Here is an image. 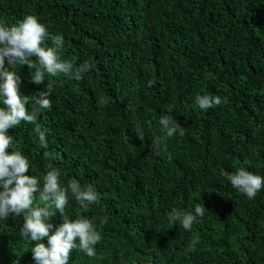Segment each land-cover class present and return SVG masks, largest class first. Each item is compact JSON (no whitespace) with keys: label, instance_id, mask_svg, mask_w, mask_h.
I'll return each instance as SVG.
<instances>
[{"label":"trees","instance_id":"16d2710c","mask_svg":"<svg viewBox=\"0 0 264 264\" xmlns=\"http://www.w3.org/2000/svg\"><path fill=\"white\" fill-rule=\"evenodd\" d=\"M29 14L63 35V59L91 65L80 81L46 74L35 84L34 69L5 60L29 110L51 86V110L38 116L48 148L32 124L8 132L28 174L42 187L53 163L62 186L75 178L98 193L82 213L102 237L96 257L76 248L68 264H264V187L249 200L227 178L241 167L264 177V0H0L5 25ZM197 94L227 103L201 110ZM166 114L182 135L166 137ZM196 204L205 214L190 231L170 223L174 208ZM52 211L55 228L63 218ZM79 212L69 194L65 215ZM22 223L0 219V264H36Z\"/></svg>","mask_w":264,"mask_h":264},{"label":"clouds","instance_id":"9594fccd","mask_svg":"<svg viewBox=\"0 0 264 264\" xmlns=\"http://www.w3.org/2000/svg\"><path fill=\"white\" fill-rule=\"evenodd\" d=\"M47 41L51 42V46H47ZM63 50V35L50 33L46 25L39 22L34 15L29 14L18 24L11 26L0 22V104L3 105L0 107V219L7 220L10 215L14 218L22 216L20 234L24 239L36 242L31 248L36 264H68L70 253L76 248L89 258H94L95 245L102 239L93 220L82 214L97 202L99 197L95 188L89 184H81L75 178L62 186L61 170L53 163L46 165L41 187L37 177L28 174L29 159L15 148L13 137L8 134L10 128L20 125L21 122L32 124L35 126L33 131L39 137L40 146L47 149L46 130H42L38 116L43 110H51L52 102L51 86L48 84L47 90L39 93L29 110V96L20 94L19 76L5 67V60L11 68L27 65L28 69H34V73L30 75L35 84L44 83L46 74L52 77L62 74L76 81L82 80V74L90 71L91 65L85 61L77 66L70 59H63ZM155 83V80L147 82L149 87ZM100 102L106 103L103 99ZM195 103L201 110H208L227 103V100H222L219 96L197 94ZM159 124L168 138L184 132L181 124L171 114L162 115ZM137 132H140L139 128ZM140 138L143 139V136ZM159 143L160 141H155L154 145ZM8 149H11L10 153ZM43 155L49 161L56 158L47 150ZM227 178L231 186L249 200L254 199L264 187V177L243 167L230 173ZM36 194L43 202L42 206L35 203ZM69 194L75 198L80 208L75 219L65 215ZM53 208L63 218V222L55 228L48 222L54 216ZM204 214L205 206L200 204L195 205L194 212L174 208L169 215V221L173 225L179 222L185 230L190 231L197 219ZM99 222L101 225L106 224L107 217L100 218ZM45 239L46 244L41 242ZM197 243L193 239L188 250L195 251Z\"/></svg>","mask_w":264,"mask_h":264}]
</instances>
